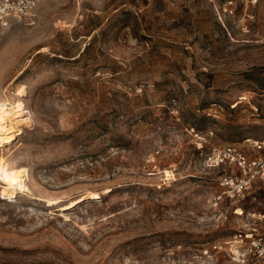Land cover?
<instances>
[{"label":"rangeland","instance_id":"rangeland-1","mask_svg":"<svg viewBox=\"0 0 264 264\" xmlns=\"http://www.w3.org/2000/svg\"><path fill=\"white\" fill-rule=\"evenodd\" d=\"M0 100V264H235L203 250L264 231V185L215 207L205 163L264 154V0H42Z\"/></svg>","mask_w":264,"mask_h":264},{"label":"built area","instance_id":"built-area-1","mask_svg":"<svg viewBox=\"0 0 264 264\" xmlns=\"http://www.w3.org/2000/svg\"><path fill=\"white\" fill-rule=\"evenodd\" d=\"M42 0H0V25L31 21ZM264 143H256L262 150ZM208 168H226L219 191L212 198L215 207L225 202L243 200L257 183L264 185V154H249L237 145L214 148L205 159ZM264 219V215H263ZM204 253L224 256L235 264H252L264 259V231H241L226 240L212 242Z\"/></svg>","mask_w":264,"mask_h":264},{"label":"bare ground","instance_id":"bare-ground-1","mask_svg":"<svg viewBox=\"0 0 264 264\" xmlns=\"http://www.w3.org/2000/svg\"><path fill=\"white\" fill-rule=\"evenodd\" d=\"M12 111L13 108L11 104L0 100V137L4 140L12 137L8 136L9 134H13L16 132L15 127L12 124ZM22 187L25 188L26 185L22 184Z\"/></svg>","mask_w":264,"mask_h":264}]
</instances>
